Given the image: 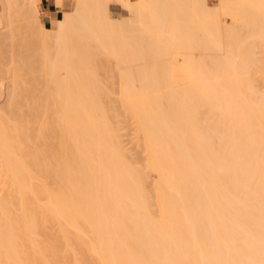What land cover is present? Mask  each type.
<instances>
[{
  "label": "bare ground",
  "instance_id": "obj_1",
  "mask_svg": "<svg viewBox=\"0 0 264 264\" xmlns=\"http://www.w3.org/2000/svg\"><path fill=\"white\" fill-rule=\"evenodd\" d=\"M41 1L0 0V264H264V0Z\"/></svg>",
  "mask_w": 264,
  "mask_h": 264
},
{
  "label": "rangeland",
  "instance_id": "obj_2",
  "mask_svg": "<svg viewBox=\"0 0 264 264\" xmlns=\"http://www.w3.org/2000/svg\"><path fill=\"white\" fill-rule=\"evenodd\" d=\"M43 3H48V4H50L51 5V7H53V8H55V6H54V4L53 3H51L50 1H48V0H42L41 1V4H43ZM122 7H123V5H122V2L120 1V0H111V3H110V11H111V15H112V17L113 18H116V19H119V18H121V17H123V18H128L129 17V13H128V11H124L123 9H122ZM56 9V8H55ZM41 12L42 13H44V11L43 10H41ZM45 16H46V14H44V15H42V19L44 20V22H45V25L46 26H50V22H51V19H50V21L47 19V18H45ZM61 16V11L60 10H58V13H57V17H60ZM226 20V21H225ZM223 21H225L224 22V25L225 26H227V27H230V26H232V20H231V18L230 17H228V16H226V17H224V19H223ZM228 24H230V25H228ZM3 32V31H2ZM4 32H5V30H4ZM3 32V33H4ZM9 43V42H8ZM17 45V44H16ZM9 48H11V46L9 47ZM15 49H19L20 50V48H18V46H16V48ZM22 50V49H21ZM18 51V50H17ZM197 51H195V53H196ZM199 52V51H198ZM196 53V57L193 55L192 57L195 59V61H197V60H201V59H203V60H209V59H211V58H213L214 59V57H215V59H217V57L219 58V56L220 55H218L217 56V54H215L214 56H209V58L207 59V55L204 53V55H206V56H204L203 55V53H201V52H199V53ZM37 54L39 53V51L38 52H36ZM194 53V54H195ZM198 55H202L201 57H199L200 59H196L197 57H198ZM204 56V57H203ZM11 61V58H10V56L6 59V62H10ZM100 77H102V75L100 76ZM103 78V77H102ZM6 86H7V84H6ZM5 86V87H6ZM6 95H7V90L5 91V96L2 98V99H0V104L1 103H3L4 102V100L6 99ZM3 100V101H2ZM2 101V102H1ZM125 136V137H124ZM123 137H122V139H123V144H124V146L128 149V150H130V151H132V145L133 144H131V142H130V140H129V137H128V135H124Z\"/></svg>",
  "mask_w": 264,
  "mask_h": 264
},
{
  "label": "crops",
  "instance_id": "obj_3",
  "mask_svg": "<svg viewBox=\"0 0 264 264\" xmlns=\"http://www.w3.org/2000/svg\"><path fill=\"white\" fill-rule=\"evenodd\" d=\"M42 5L46 9V16H45V18H47L50 21V19H51V17H52L53 14L57 17L58 10H56L53 7H51V5L48 4V3H43Z\"/></svg>",
  "mask_w": 264,
  "mask_h": 264
}]
</instances>
